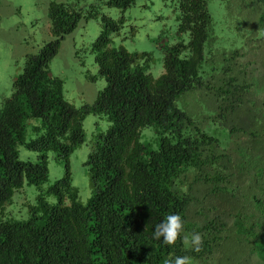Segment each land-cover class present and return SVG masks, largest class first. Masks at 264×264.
Here are the masks:
<instances>
[{
	"label": "trees",
	"instance_id": "16d2710c",
	"mask_svg": "<svg viewBox=\"0 0 264 264\" xmlns=\"http://www.w3.org/2000/svg\"><path fill=\"white\" fill-rule=\"evenodd\" d=\"M251 1L259 4L248 20L251 37L264 38V0ZM209 2L179 1L181 41L165 47V72L158 79L140 63L145 54L113 47L122 23L103 15L93 52L106 86L93 105L80 108L65 99L64 82L53 76L51 63L83 18H99L101 6L92 5L85 14L78 1L52 4L54 39L27 57L12 96L0 106V264H167L177 256L213 264L226 231L214 199L237 204L231 240L242 245L239 237L245 231L246 254L256 256L249 247L256 240L264 242V51L240 55L239 50H224L220 76V63L211 51L214 65L202 77L213 27ZM134 3L107 2L122 10ZM253 63L262 64L250 69ZM252 88L257 89L255 97ZM195 89L207 90L208 107L215 112L210 117L224 120L229 128L228 149L178 106ZM90 114L112 125L94 138L87 162L94 192L85 204L72 183L70 158L87 141L84 121ZM32 119H41V127L33 131L42 134L27 141ZM148 128L154 132L143 141ZM19 145L35 152L38 161L20 160ZM50 152L66 164L67 172L45 191ZM25 184L41 190L38 204L27 221L6 220L7 206ZM49 195L58 203L50 204ZM173 213L186 220V234L202 235L199 252L182 240L167 245L153 237L156 226ZM229 252L244 253L239 247ZM229 258L214 264H231Z\"/></svg>",
	"mask_w": 264,
	"mask_h": 264
},
{
	"label": "rangeland",
	"instance_id": "374dc122",
	"mask_svg": "<svg viewBox=\"0 0 264 264\" xmlns=\"http://www.w3.org/2000/svg\"><path fill=\"white\" fill-rule=\"evenodd\" d=\"M77 1L85 14L92 5L100 4L101 15L93 20L83 18L78 28L62 42L58 55L52 60L51 72L53 76L64 82V95L69 103L78 108L93 105L106 86L105 79L99 74L93 52L94 43L103 31V15L122 23L121 31L113 35V47L117 49L123 47L132 54H145L140 63L148 66L149 73L155 79L165 72V47L173 46L181 41L178 34L180 0H135V3L126 10L109 6L107 4L109 0H0V106L6 98L12 96L14 82L23 73L27 57L37 54L44 44L54 39L49 18L52 4ZM258 6V3H253L251 0H247L245 4L242 0H210L209 11L213 16V27L211 39L206 45L208 61L204 65L202 77H206L205 72L214 65L209 57L211 51L216 55V64L220 63L218 76L223 65V56L220 54L224 50L229 54L239 50L240 55L249 54L252 51H264V38H252L251 28L248 25V20L251 21L254 18L253 12ZM184 39L188 44L189 36L185 35ZM250 61L252 58L249 61L244 60V64L247 65ZM258 64L260 66L262 63H257L256 66L253 63L250 69H254ZM253 80H255L254 74L250 76V81ZM256 93L257 89L252 88L253 97ZM207 97L206 89H195L183 95L177 103L209 134L217 137L223 148L228 149L231 144L229 128L226 127L224 120L210 117L215 112L208 107ZM41 125V119L30 121L27 141L36 140L41 136L42 132L33 131V127H41ZM111 125L112 123L104 118L94 114L88 115L84 121L87 141L70 158L72 183L79 191L80 200L85 204L94 192L87 165L93 141L96 135L106 133ZM153 132L152 128L145 129L143 141L151 138ZM18 150L20 160L38 161V155L24 145H19ZM48 168L49 182L43 186L45 191L64 178L67 172L66 164L57 161L54 152L49 153ZM245 192L252 194L253 191ZM40 193L41 190L36 186L25 184L23 189L15 193L12 203L7 206L6 220L27 221L31 215V207L38 204ZM228 200L226 199L225 203L222 200H212L215 213L226 225L223 227L226 231L222 233L224 240L221 241V246L215 249L212 263L218 261L227 263V258L230 257L231 264H264L260 261L264 242L256 240L254 246L249 247V252L251 253L254 249L256 256L249 257L248 252L246 254L245 245H248V238L244 235L245 231H241L243 236L237 235L242 245L237 243V238L231 240L235 235L233 225L237 204L233 203L231 207ZM47 201L50 204L58 203L54 195L47 196ZM230 243H232L231 246ZM238 247L241 252H244L243 254L229 252L237 250ZM201 264L208 263L203 259Z\"/></svg>",
	"mask_w": 264,
	"mask_h": 264
},
{
	"label": "clouds",
	"instance_id": "9594fccd",
	"mask_svg": "<svg viewBox=\"0 0 264 264\" xmlns=\"http://www.w3.org/2000/svg\"><path fill=\"white\" fill-rule=\"evenodd\" d=\"M186 220L178 213L169 214L153 231L156 240L163 239L167 245H174L178 240H182L185 247L199 252L203 246V237L199 233L186 234ZM167 264H193L190 256H177L167 261Z\"/></svg>",
	"mask_w": 264,
	"mask_h": 264
}]
</instances>
